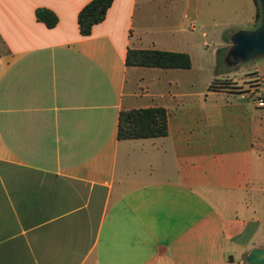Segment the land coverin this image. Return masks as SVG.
I'll use <instances>...</instances> for the list:
<instances>
[{
  "label": "crops",
  "instance_id": "1",
  "mask_svg": "<svg viewBox=\"0 0 264 264\" xmlns=\"http://www.w3.org/2000/svg\"><path fill=\"white\" fill-rule=\"evenodd\" d=\"M87 1L0 0V264H248L264 247V116L254 94L209 85L229 69L224 32L205 52L165 0H112L81 35ZM222 1L235 26L254 20L252 0ZM128 47L190 63L125 64ZM153 106L165 134L117 137L120 109Z\"/></svg>",
  "mask_w": 264,
  "mask_h": 264
},
{
  "label": "trees",
  "instance_id": "2",
  "mask_svg": "<svg viewBox=\"0 0 264 264\" xmlns=\"http://www.w3.org/2000/svg\"><path fill=\"white\" fill-rule=\"evenodd\" d=\"M112 0H88L78 10L76 21L81 35L90 33L92 24L103 19L107 7ZM255 16H258V3ZM37 19L42 20L47 26L55 23V15L48 9L39 8L35 11ZM224 36V35H223ZM226 47L216 49V61L224 62L223 56ZM125 64L161 66V67H188L189 56L183 51L164 50L157 48H132L125 52ZM217 77L210 81L212 87H223L218 84ZM166 132V115L161 106L122 108L117 115L118 138H133L146 136H159Z\"/></svg>",
  "mask_w": 264,
  "mask_h": 264
},
{
  "label": "rangeland",
  "instance_id": "3",
  "mask_svg": "<svg viewBox=\"0 0 264 264\" xmlns=\"http://www.w3.org/2000/svg\"><path fill=\"white\" fill-rule=\"evenodd\" d=\"M253 1V0H252ZM196 3V9L203 14V20H193L194 29H189L188 24L193 13V7ZM230 2H223L222 0H165V5H172V11L175 15L187 14L186 18H182L183 31L187 34H192L196 38L194 39L198 45L203 46L205 52L209 51L212 47L215 34L217 32H224V36L220 37V45H226V49L230 44V34L237 29H246L244 26H249L248 29L255 27L258 24L260 17V9L258 6V16L254 20L248 23H243L242 26H235L238 20L232 9L228 7ZM254 10L256 11V5L253 2ZM182 31V32H183ZM201 31L205 32V35L201 34ZM223 64L229 67L228 71L222 73L217 77V82L222 88L234 90V91H247L250 94H254L259 83H264V56H256L244 62L228 63L224 60ZM225 66H221L225 67ZM260 79V81H259ZM254 102V95L251 97ZM261 107V108H258ZM254 108L255 116L258 112H262L264 116V105ZM239 262V261H238Z\"/></svg>",
  "mask_w": 264,
  "mask_h": 264
},
{
  "label": "water",
  "instance_id": "4",
  "mask_svg": "<svg viewBox=\"0 0 264 264\" xmlns=\"http://www.w3.org/2000/svg\"><path fill=\"white\" fill-rule=\"evenodd\" d=\"M260 17L253 28L237 29L230 34V44L223 59L228 63H239L256 56H264V0H257ZM248 264H264V247L255 246L245 253Z\"/></svg>",
  "mask_w": 264,
  "mask_h": 264
},
{
  "label": "built area",
  "instance_id": "5",
  "mask_svg": "<svg viewBox=\"0 0 264 264\" xmlns=\"http://www.w3.org/2000/svg\"><path fill=\"white\" fill-rule=\"evenodd\" d=\"M259 81H260V79H259ZM254 91H255L254 92L255 104L258 106L264 105V84L259 83Z\"/></svg>",
  "mask_w": 264,
  "mask_h": 264
}]
</instances>
